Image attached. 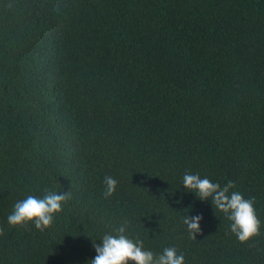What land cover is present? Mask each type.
Instances as JSON below:
<instances>
[{
	"label": "trees",
	"instance_id": "1",
	"mask_svg": "<svg viewBox=\"0 0 264 264\" xmlns=\"http://www.w3.org/2000/svg\"><path fill=\"white\" fill-rule=\"evenodd\" d=\"M186 171L234 181L259 232L178 201ZM46 191L67 192L48 228L7 223ZM125 221L184 264H264V0H0V264H90Z\"/></svg>",
	"mask_w": 264,
	"mask_h": 264
},
{
	"label": "clouds",
	"instance_id": "2",
	"mask_svg": "<svg viewBox=\"0 0 264 264\" xmlns=\"http://www.w3.org/2000/svg\"><path fill=\"white\" fill-rule=\"evenodd\" d=\"M117 180L112 176H105L104 196H111L116 190ZM235 182L228 180L224 184L210 180L199 173L185 172L182 178V192L178 201H182L185 194L201 201L208 202L213 209L222 212L231 222L229 227L240 241H247L260 230L261 221L254 208L253 199L245 198L239 191L234 190ZM67 200V192L46 191L42 196L27 195L17 200L12 212L7 216L10 226L31 222L41 231L48 228L55 214L63 208ZM189 211L182 216V224L189 236L196 237L201 232L203 213L196 212L194 205L188 206ZM99 242L92 240L95 251L90 264H184V255L177 252L174 246L164 247L160 252L144 246L143 240L132 238L127 234V221L121 223L110 232L99 237Z\"/></svg>",
	"mask_w": 264,
	"mask_h": 264
}]
</instances>
